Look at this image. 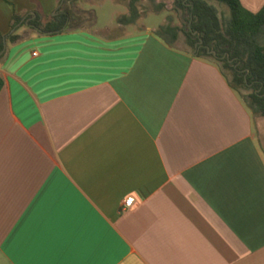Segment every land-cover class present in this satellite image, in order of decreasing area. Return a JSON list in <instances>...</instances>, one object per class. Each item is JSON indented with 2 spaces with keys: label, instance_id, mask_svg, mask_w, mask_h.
I'll return each mask as SVG.
<instances>
[{
  "label": "crops",
  "instance_id": "obj_1",
  "mask_svg": "<svg viewBox=\"0 0 264 264\" xmlns=\"http://www.w3.org/2000/svg\"><path fill=\"white\" fill-rule=\"evenodd\" d=\"M58 2L0 0V32L14 12L51 15ZM155 29L8 44L0 264H264L256 121L216 63Z\"/></svg>",
  "mask_w": 264,
  "mask_h": 264
},
{
  "label": "trees",
  "instance_id": "obj_2",
  "mask_svg": "<svg viewBox=\"0 0 264 264\" xmlns=\"http://www.w3.org/2000/svg\"><path fill=\"white\" fill-rule=\"evenodd\" d=\"M79 1L59 0L51 15H43L37 10L14 12L9 33L0 32V62L6 55L8 44L16 43L31 33L56 34L86 28L82 26L84 21L90 22L87 28H91L96 21L94 12L76 9ZM150 1L157 10L164 5ZM212 1L225 5L228 15L220 13ZM139 2L129 0L128 14L118 17L117 23H135L140 12ZM172 4L180 12L186 26L160 25L153 31L154 34L174 49L216 63L249 111L264 117V44L260 41L264 33V4L256 12L245 9L239 0H172ZM21 27L25 28V32L19 34L17 30ZM180 41L188 50L177 46ZM2 86L0 75V90ZM249 88L251 91L246 92Z\"/></svg>",
  "mask_w": 264,
  "mask_h": 264
},
{
  "label": "rangeland",
  "instance_id": "obj_3",
  "mask_svg": "<svg viewBox=\"0 0 264 264\" xmlns=\"http://www.w3.org/2000/svg\"><path fill=\"white\" fill-rule=\"evenodd\" d=\"M128 1L129 0H81L76 3V9L93 11L95 15V24L91 26V28H95L100 32L106 34H119L127 29L128 31H135L136 27H140L141 25L146 26H156L160 25H176L180 28H184L186 26V22L181 16L180 12L177 11L172 4V0H155L156 2H162L164 5L161 9L157 10L153 2L150 0H140L139 2V17L135 24L126 25L124 28L121 25L119 28L117 27V19L123 14H128ZM218 11L223 13L225 16L228 15V8L220 4L216 1H212ZM83 17H86L85 15ZM83 19V18H81ZM83 27H89L90 22L84 21ZM108 26V29H104V27ZM182 40V38L180 39ZM260 41L264 44V33L260 36ZM177 46L181 48H187L183 41L177 43ZM188 50V48H187ZM228 74V72L226 71ZM251 91V89H247L246 92ZM253 118L256 121L255 125V133L256 137L259 140L261 147L264 152V118L260 115L253 114L251 112ZM261 117V122L258 125V119Z\"/></svg>",
  "mask_w": 264,
  "mask_h": 264
},
{
  "label": "built area",
  "instance_id": "obj_4",
  "mask_svg": "<svg viewBox=\"0 0 264 264\" xmlns=\"http://www.w3.org/2000/svg\"><path fill=\"white\" fill-rule=\"evenodd\" d=\"M133 203H134V197L131 196V195H130V196H127V197L124 199V201H123V206H122V208H123V209H127V208L131 207Z\"/></svg>",
  "mask_w": 264,
  "mask_h": 264
}]
</instances>
